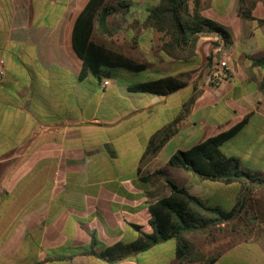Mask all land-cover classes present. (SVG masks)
<instances>
[{
    "label": "crops",
    "instance_id": "crops-1",
    "mask_svg": "<svg viewBox=\"0 0 264 264\" xmlns=\"http://www.w3.org/2000/svg\"><path fill=\"white\" fill-rule=\"evenodd\" d=\"M88 2L0 0V192L7 194L0 219L15 222L0 244V264H176L174 240L112 263L95 254L133 242L134 226L151 231L148 208L170 194L166 181L203 203L210 194L233 205L237 185L167 166L175 153L241 125L222 153L243 171H251L244 162L264 165V67L253 62L264 57L263 4L248 8V20L239 0H198V14L226 29L233 45L225 51L211 43L215 37H202L192 57L172 59L159 51L161 34L145 24L155 0H105L91 40L145 69L110 70L102 88L92 75L79 79L82 61L71 46ZM224 53L223 72L217 62ZM164 77L186 85L166 96L129 90ZM170 124L174 133L146 153ZM91 238L98 245L87 254Z\"/></svg>",
    "mask_w": 264,
    "mask_h": 264
},
{
    "label": "trees",
    "instance_id": "trees-1",
    "mask_svg": "<svg viewBox=\"0 0 264 264\" xmlns=\"http://www.w3.org/2000/svg\"><path fill=\"white\" fill-rule=\"evenodd\" d=\"M155 1L156 5L148 10L145 24L161 34L159 51L163 55L172 59H188L195 54L196 44L202 37H215L217 42L211 43L213 45L220 43L225 51L233 45L232 36L226 29L198 14V0ZM261 1L264 5V0ZM104 2L105 0H89L73 25L71 46L82 61L79 79L92 75L102 82L103 79L109 78V71L113 69L135 73L145 69L144 64L91 40L94 22L99 20L101 13L104 12ZM242 5L240 0L241 17L253 20L249 10ZM253 62L264 67V57L256 58ZM185 85V81L179 78L164 77L130 86L129 90L166 96L184 88ZM241 127L237 125L187 151L177 152L167 161V166L183 169L199 180L237 185L238 195L230 209L208 206L198 197L189 194L186 189L178 188L166 181L170 194L157 199L148 208L151 231L144 232L139 226H134L139 234L133 242L103 247L95 255L112 263L174 240L176 264H213L217 256H205L201 252L198 245L200 238L204 235L214 236V232L223 231L225 227L232 225H251L253 218L249 214L253 207L250 201L256 191L264 189V178L255 177L241 170L236 158L227 157L221 151V147L234 138ZM174 131V124H170L156 132L148 142L146 153H156ZM42 179L44 180V177ZM41 186L36 190L44 197L46 189ZM28 192L29 189L25 191ZM6 195L2 190L0 200H4L3 197ZM11 208L13 209V206ZM14 223L8 219H0V244L6 240ZM96 245L98 244L95 239L91 238L86 253L90 254Z\"/></svg>",
    "mask_w": 264,
    "mask_h": 264
},
{
    "label": "rangeland",
    "instance_id": "rangeland-1",
    "mask_svg": "<svg viewBox=\"0 0 264 264\" xmlns=\"http://www.w3.org/2000/svg\"><path fill=\"white\" fill-rule=\"evenodd\" d=\"M241 2L247 9L256 4H262L261 0H241ZM222 150L225 151L224 148ZM244 163L245 168L251 170H244L245 172L264 178L263 163L259 162L254 166L248 162ZM201 199L209 206L221 205L225 209L232 207L228 200H213L210 194ZM250 204L253 207L250 210L251 215L249 214L253 218L251 225H232L225 227L223 231L214 232V236L204 235L200 238L198 245L205 256L215 255L217 259L225 258L219 264H264V189L253 194ZM135 237L127 238V241H133Z\"/></svg>",
    "mask_w": 264,
    "mask_h": 264
},
{
    "label": "built area",
    "instance_id": "built-area-1",
    "mask_svg": "<svg viewBox=\"0 0 264 264\" xmlns=\"http://www.w3.org/2000/svg\"><path fill=\"white\" fill-rule=\"evenodd\" d=\"M217 66H218V68H219L221 71H223V72H224L225 70H227V68H228V63H227V54H226V53L223 54V59H221V60H219V61L217 62ZM3 75H4V66H3V62L0 61V81H1V79L3 78ZM109 84H110L109 80L104 79V80H102V82H101V87H102V88H105V87L109 86Z\"/></svg>",
    "mask_w": 264,
    "mask_h": 264
}]
</instances>
